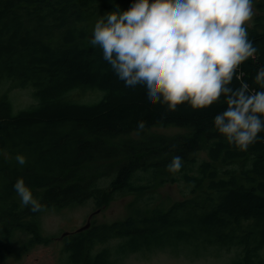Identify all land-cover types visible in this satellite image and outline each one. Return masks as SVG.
<instances>
[{"label":"trees","instance_id":"obj_1","mask_svg":"<svg viewBox=\"0 0 264 264\" xmlns=\"http://www.w3.org/2000/svg\"><path fill=\"white\" fill-rule=\"evenodd\" d=\"M253 1L261 14L247 29L258 51L240 65L241 79H233L230 86L247 83L250 91H259L254 77L264 67V1ZM133 2L0 0L1 259L20 248L12 240L17 233L30 235V246L49 243L39 221L43 210L83 204L89 198L99 210L119 194L149 190V184L140 183L139 173L153 171L154 178L163 175L158 178L162 183L183 181L197 197L153 216L68 233L63 238L67 239L63 264H111L113 252L106 244L114 238L121 239L117 248L121 256L169 248L193 257L203 246H217L241 249L235 264H264V141L241 152L213 131L214 117L226 108L223 97L202 110L184 104L169 112L149 103L144 86L126 88L103 60L102 51L85 43L90 22L127 10ZM7 81L31 88L38 103L15 112L3 91ZM89 92L100 96L91 102L74 97ZM138 121L144 122L142 129ZM159 126L191 133L118 143L134 132ZM259 135L264 137V132ZM202 151L205 159L196 156ZM6 153L13 159L4 157ZM17 154L26 157L25 165L18 164ZM173 156L183 159L175 176L166 170ZM99 163H109L108 190L91 178ZM18 178L34 192L42 211L21 206L13 188Z\"/></svg>","mask_w":264,"mask_h":264},{"label":"clouds","instance_id":"obj_2","mask_svg":"<svg viewBox=\"0 0 264 264\" xmlns=\"http://www.w3.org/2000/svg\"><path fill=\"white\" fill-rule=\"evenodd\" d=\"M254 15L253 0H134L96 21L91 44L126 88L144 86L147 101L169 112L184 104L206 109L223 97L226 108L214 117L213 131L245 152L264 141V67L254 77L261 90L230 85L241 79L240 65L256 57L246 26ZM15 159L27 163L23 154ZM182 168L180 156L166 166L173 176ZM13 188L23 207L43 210L23 178Z\"/></svg>","mask_w":264,"mask_h":264},{"label":"rangeland","instance_id":"obj_3","mask_svg":"<svg viewBox=\"0 0 264 264\" xmlns=\"http://www.w3.org/2000/svg\"><path fill=\"white\" fill-rule=\"evenodd\" d=\"M253 10L255 15L252 21L246 25L247 28H251L257 15L261 14L255 1H253ZM95 23L96 20L89 24L90 36L85 41L88 46H93L91 39ZM14 85L10 81L5 82L3 91L9 94V99L14 106L15 112L27 109L38 103L31 88L23 89ZM99 96L95 92L87 94L77 93L74 95L75 99L84 102H91ZM190 133L191 131L187 129L159 126L153 127L144 133L134 132L131 135L132 138L124 137L118 143L127 139L142 140L143 137L150 138L154 136L174 139L179 136H187ZM196 156L199 159H205L206 157L204 151L197 153ZM4 157L13 159V156L9 153L4 154ZM108 164L99 163V168L93 174L94 176L91 175L93 181L98 183V187L104 190H108V185L112 181L111 169ZM139 174L141 176L140 183L149 184L151 186L149 190L136 194H119L99 210L93 198H89L83 204H73L64 208L51 207L49 210H43L39 221L42 235L49 239V243L30 246L31 236L17 233L13 235L12 240L15 239L16 244L20 248H15V253L10 258L1 259L0 257V264H63L67 239L61 240L62 234L79 230L87 224L91 216L90 227L111 226L117 222L122 223L128 218L138 220L144 216H153L157 211L166 212L172 205L193 199L198 195V193L193 194L191 187L183 181L162 183V180L158 179L163 177L161 173H157V178L153 177L156 174L153 171L140 172ZM32 193L35 198L34 192ZM18 199L20 200V197ZM120 243V238H114L106 244L113 252L110 257V260L113 261H111V264H235L241 257V249L239 248L217 246H203L201 251L195 250L197 253H194L193 257L186 255V251L177 255L171 252L169 248L165 250L153 249L149 252L142 251L121 256L117 252ZM10 245L13 247V241H10ZM22 246L26 247L23 248ZM97 247V250H99L102 245L98 244ZM185 248L182 247L179 250H184Z\"/></svg>","mask_w":264,"mask_h":264},{"label":"water","instance_id":"obj_4","mask_svg":"<svg viewBox=\"0 0 264 264\" xmlns=\"http://www.w3.org/2000/svg\"><path fill=\"white\" fill-rule=\"evenodd\" d=\"M91 219H92V216L89 218L87 224L85 226H83L82 228H80L79 230H77V232H83L85 230H88L90 228V226H91ZM67 235H68V233L62 234L61 240Z\"/></svg>","mask_w":264,"mask_h":264}]
</instances>
